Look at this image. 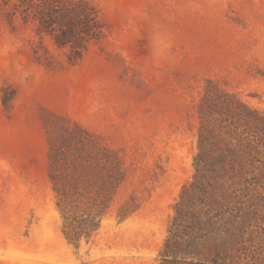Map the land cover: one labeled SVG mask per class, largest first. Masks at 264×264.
Returning <instances> with one entry per match:
<instances>
[{"label":"rangeland","instance_id":"obj_1","mask_svg":"<svg viewBox=\"0 0 264 264\" xmlns=\"http://www.w3.org/2000/svg\"><path fill=\"white\" fill-rule=\"evenodd\" d=\"M75 1L101 28L80 58L0 0V264H161L182 196L216 222L195 261L264 264V160L240 139L264 144V0ZM70 132L87 142L76 199L121 180L77 245L50 180Z\"/></svg>","mask_w":264,"mask_h":264},{"label":"trees","instance_id":"obj_2","mask_svg":"<svg viewBox=\"0 0 264 264\" xmlns=\"http://www.w3.org/2000/svg\"><path fill=\"white\" fill-rule=\"evenodd\" d=\"M1 3L4 6L12 5L10 17L18 14L23 20L31 18L36 24L37 33L49 36L57 47H70L72 57L80 58L84 44L98 39L101 34L94 12L84 1L1 0ZM245 134L242 133L240 138L243 141L241 152L247 165L253 169L256 163L264 160V144L251 133ZM86 147L87 142L83 136L70 132V136L62 138L50 157V180L58 198L57 208L65 220L62 233L69 243L75 245L82 236L88 239L98 229L110 198L121 181L113 178L106 180L96 190V196L88 202L76 199V184L88 182V168L83 154ZM238 186L240 183L233 182L229 190ZM246 191H249L247 187L244 190L233 189L231 195L237 198L238 193ZM186 206L193 208L188 211L184 208ZM194 206L183 196L180 203L175 205L176 215L160 253L161 264H203L194 258H204L205 247L201 241L203 237L211 235L208 230L216 222L209 209L196 210ZM79 211L82 215L77 220ZM84 215L86 218H83ZM235 219L236 223H242L240 216ZM218 259L216 256L213 263Z\"/></svg>","mask_w":264,"mask_h":264}]
</instances>
